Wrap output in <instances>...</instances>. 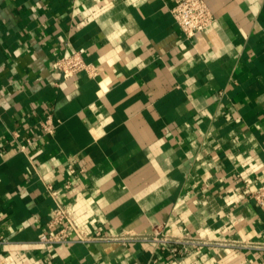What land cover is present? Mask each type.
I'll return each instance as SVG.
<instances>
[{"label": "crops", "instance_id": "crops-1", "mask_svg": "<svg viewBox=\"0 0 264 264\" xmlns=\"http://www.w3.org/2000/svg\"><path fill=\"white\" fill-rule=\"evenodd\" d=\"M205 1L187 38L175 0H0V264H264V0ZM75 51L94 74L61 76ZM48 184L83 232L201 242L47 250Z\"/></svg>", "mask_w": 264, "mask_h": 264}, {"label": "built area", "instance_id": "built-area-1", "mask_svg": "<svg viewBox=\"0 0 264 264\" xmlns=\"http://www.w3.org/2000/svg\"><path fill=\"white\" fill-rule=\"evenodd\" d=\"M170 13L179 30L187 38L204 31L215 20L214 14L205 0H175ZM55 66L63 78H69L79 71L89 74L95 72L93 64L87 62L79 51L56 58ZM38 125L44 134H52L56 126L50 113H47ZM28 143L31 141L28 140ZM66 186L68 187V185ZM47 189L55 200V207L47 221V230L38 237V242L47 250L58 244L72 242L142 240L154 242L158 248L167 250L172 256H180L201 242L193 237L172 236L160 230H156L152 235L129 234L127 236L83 232L77 228L74 218L58 200L57 190L53 189L50 184L47 185ZM249 194L264 214V180Z\"/></svg>", "mask_w": 264, "mask_h": 264}]
</instances>
